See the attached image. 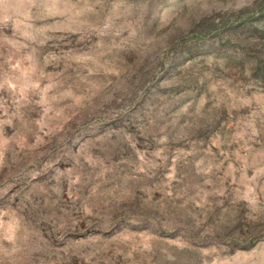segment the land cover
<instances>
[{
  "label": "rangeland",
  "instance_id": "1",
  "mask_svg": "<svg viewBox=\"0 0 264 264\" xmlns=\"http://www.w3.org/2000/svg\"><path fill=\"white\" fill-rule=\"evenodd\" d=\"M254 4L0 0V264H169L192 248L160 233L169 213H264V90L202 44L148 74L186 33ZM174 71L198 88L169 93ZM224 250L179 262L264 264V240Z\"/></svg>",
  "mask_w": 264,
  "mask_h": 264
},
{
  "label": "trees",
  "instance_id": "2",
  "mask_svg": "<svg viewBox=\"0 0 264 264\" xmlns=\"http://www.w3.org/2000/svg\"><path fill=\"white\" fill-rule=\"evenodd\" d=\"M224 15L219 23H210L211 29H193L171 46V49L163 54L156 53L148 74H156L170 67L177 68L175 61L185 56L190 57L189 60L195 59L197 53H194L196 49L192 46L202 44L209 46L203 49L204 53L208 50L217 52V59L220 56L226 67H234L231 69L234 79L238 77L241 81L250 82L255 88L264 90V29H240L243 25L254 26L255 20L262 18L264 0H255L253 6L233 10ZM196 80L192 71H187L186 75L174 71L166 89L169 93L186 94L198 88ZM201 122L206 125L205 120ZM205 125L199 129V133L204 131ZM245 207V203L230 207H205V213L198 212V217H194L191 210L169 213V225L164 229L160 227V233L163 237L181 235L189 241L188 247H192L171 253L169 264H181L179 260L182 253L189 257H199L203 248L212 245L219 250L225 249L228 254L251 250L264 240V213H250ZM184 264L191 263L187 261Z\"/></svg>",
  "mask_w": 264,
  "mask_h": 264
}]
</instances>
